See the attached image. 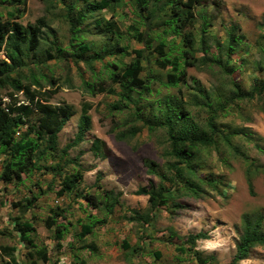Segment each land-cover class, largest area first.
<instances>
[{
  "label": "rangeland",
  "instance_id": "1",
  "mask_svg": "<svg viewBox=\"0 0 264 264\" xmlns=\"http://www.w3.org/2000/svg\"><path fill=\"white\" fill-rule=\"evenodd\" d=\"M98 1L0 0V22L17 19L22 25H42L39 45L21 70L22 83L41 102L69 107L74 113L59 134L57 151L49 152L41 143L32 157L34 166L20 179H4L12 159L0 147V264H13L12 259L17 264H230L245 219L264 215V0L201 1L197 10L214 19L206 32L207 53L190 55L195 61L205 57V65L192 59L195 66L184 64L181 35L163 32L159 38L157 31L163 29L156 28L142 59L146 88L132 93L134 101L128 103L112 83V65L121 69L134 60L132 51L143 48L135 36L145 31V25L133 0L90 11ZM83 15L85 20L79 24ZM233 26L238 27L236 50L228 55ZM75 32L91 46L84 60L73 53ZM184 32L193 33L199 50V21ZM157 38L165 43L164 56L155 50ZM111 49L116 56L105 54ZM0 59L7 60L3 53ZM182 71L186 72L183 81L169 85L168 76L179 77ZM32 75L40 87L32 85ZM84 81L104 92L87 93ZM238 89L253 94L252 98L236 100ZM12 92L9 87L0 89V99L6 104H28L22 92L10 99ZM85 104L91 129L84 142L64 153L74 140ZM175 108L186 115L179 129L185 126L207 140L197 146L192 159L196 175L192 182L201 186L196 193H186L184 183L173 181L176 162L169 154L171 141L163 121ZM212 116L214 129L209 126ZM38 117L40 113L34 111L30 120L35 123ZM28 129L29 125L16 129L15 139L35 137ZM133 129L137 135L117 139ZM76 175L81 181L73 191L59 195L62 183ZM151 186L172 187L176 196L152 212L149 197L136 194ZM104 191L119 197L112 213L106 206L95 209L85 199L86 195L100 198ZM135 212L150 213L153 219L146 227ZM16 219L34 227L30 234L34 247L20 240ZM83 225L93 226V233L83 237ZM57 226L63 233L61 240L56 237ZM198 233H206L208 239L194 245L186 242ZM39 251L45 252L44 258H39ZM238 264H264V246L251 249L248 259Z\"/></svg>",
  "mask_w": 264,
  "mask_h": 264
},
{
  "label": "trees",
  "instance_id": "2",
  "mask_svg": "<svg viewBox=\"0 0 264 264\" xmlns=\"http://www.w3.org/2000/svg\"><path fill=\"white\" fill-rule=\"evenodd\" d=\"M22 0H14V2L21 3ZM122 0H100L95 5H91L90 11H101L110 8L112 5L120 3ZM201 1L208 2L207 0H133V7L135 12L138 14L139 19L145 25L144 32L136 33L135 40L143 44V48L133 50L132 54L135 56L134 60L123 68L119 69L115 65H112L114 70L111 73V80L113 84L120 87L122 93L121 98L126 102H133L132 93L136 91H144L146 86L144 80L141 79L143 72L142 59L145 58L146 50L150 46L154 37L152 33L154 30L162 27L163 31L157 34L159 38L163 32L172 34H180L182 37L183 46V61L187 66H195L194 62L199 65H205L208 61L205 57L195 61L192 59L190 52H204L207 53L205 48V37L208 28L211 26V22L214 19L212 16L209 17L207 11L197 9L202 6ZM216 5L215 3H213ZM168 17L164 20L163 17ZM86 15L80 16L79 24L85 20ZM199 21L201 43L200 49L196 48V39L192 32L183 31L193 26ZM156 22V24H155ZM159 22V23H157ZM41 27L38 23L33 24H20L17 19L6 20L0 22V55L3 53L6 59H0V89H7L8 87L13 90L12 93H8L10 99L14 98L15 94L23 93L26 95L28 104H6L3 98L0 99V147L11 156V161L6 165L3 177L5 180L10 181L13 176L20 179L21 175L33 165V154L40 147L41 143L46 144V150L49 152H56L58 149L59 134L65 127L66 123L73 117L74 113L69 107H57L47 104L46 101L41 102L38 95L32 91L28 86H25L21 81V70L26 67L25 59H27L31 52L34 51L38 45L41 36ZM44 27V25H43ZM238 27H232L228 33V41L226 46V53L229 55L233 54L236 50L234 45L237 36L236 32ZM158 39V45L156 52L159 56H164V41ZM71 41L73 45V53L76 58L84 60L85 56L91 51L89 43H85L78 35L77 32L72 33ZM60 51V49H59ZM125 54H130L127 51H123ZM105 54L108 56H116L117 51L113 49L107 51ZM89 59V58H87ZM102 57H98L101 60ZM194 62H191L190 60ZM198 60V59H197ZM167 62L170 60L167 58ZM162 66L164 63H160ZM173 65H177L173 63ZM185 71L179 73V77L175 75L168 76V84L175 86L183 81L185 77ZM32 85L40 87V83L36 80V77L32 75ZM85 90L91 95L104 92L102 88L97 89L92 83L84 81ZM110 94H116L114 89H108ZM256 90L255 92H257ZM260 93V92H259ZM253 94L244 93L238 89L236 93V100L241 101L248 98H252ZM37 99V101H36ZM33 105V106H30ZM88 105L85 104L82 109V114L79 118L77 133L74 140L67 144L63 149L66 153L68 150L79 146L85 141L86 134L91 129L92 119L88 113ZM37 111L40 113V117L36 119L35 123L30 120L31 115ZM186 115L184 112L178 111L177 108L173 111H168L163 121L164 125L168 129V134L171 141L170 156L174 158L175 162L173 170L175 171L174 183L181 181L184 183L186 193H196L201 189V186L197 183L192 182L193 178H196L194 168L192 167V159L195 155V150L200 144L207 143V140L200 135L189 132L185 126L179 129V125ZM178 120V122H175ZM215 116H212L209 121V126L214 129L213 122ZM29 125V132L34 134L35 137L26 135L20 140L15 139L16 129L21 126ZM179 129V130H178ZM138 134V130H131L128 134L117 135L119 141H124L128 136H135ZM97 143L99 141H96ZM229 144V139H227ZM205 145V144H204ZM96 150L95 154L99 155L98 145H94ZM145 166L149 167L148 162H145ZM150 173L153 171L149 169ZM250 175V174H249ZM81 181L80 175H76L72 179H66L62 183V189L59 195L73 191L76 185ZM203 182V181H202ZM249 187L252 190V182L249 180ZM140 196L149 197L150 209L153 212L166 204L168 199H174L175 192L173 188L164 189L160 187L155 189L151 186V189L145 187L140 188L137 193ZM118 195L113 192L104 191V196L98 198L93 195H86L85 199L88 204L95 209L104 208L108 213H112L114 207L118 203ZM134 216L144 221V226L152 221L153 216L149 213L146 216L134 213ZM264 215L258 214L255 219H245L244 231L240 238L239 244L236 248V253L230 264H238L241 261L248 259L249 252L256 246H264V233L262 230V224ZM54 225L56 221L53 223ZM16 231L20 234V240L25 242L27 246H32L33 238L31 232H34V227L29 222H23L20 219L15 220ZM93 233V226L83 225L82 236H88ZM56 237L61 240L63 237L62 231L59 226L56 228ZM208 235L206 233H198L191 235L187 239V243L194 245L198 240H206ZM34 247V245H33ZM123 248L128 249V245H123ZM138 253V248L132 250ZM185 251V250H184ZM159 256V254H158ZM45 252L39 251V258H44ZM13 264H17L15 259H12ZM35 264V263H33ZM204 264V263H202Z\"/></svg>",
  "mask_w": 264,
  "mask_h": 264
}]
</instances>
